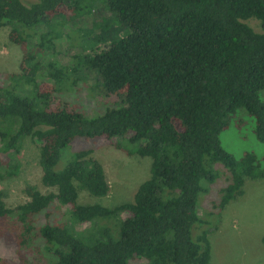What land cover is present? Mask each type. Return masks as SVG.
I'll return each mask as SVG.
<instances>
[{
    "label": "trees",
    "instance_id": "1",
    "mask_svg": "<svg viewBox=\"0 0 264 264\" xmlns=\"http://www.w3.org/2000/svg\"><path fill=\"white\" fill-rule=\"evenodd\" d=\"M98 3L113 16L85 32L107 46H79L71 66H47L52 83L36 82L39 58L54 49L60 27L92 14ZM251 17L262 31L244 21ZM39 24L47 30L30 45ZM4 26L23 59L21 74L0 72V180L20 174L13 153L32 137L41 142L40 184L47 190L27 183V199L16 205L0 191V245L8 253L0 264H210L209 231L191 238L193 225L202 222V183L215 177L210 166L220 162L230 173L216 205L220 213L244 194L246 179L264 178V156L246 151L236 159L220 143L233 119L241 126L242 109L264 143V0H0ZM81 67L99 76L95 90L101 86L119 98L97 116L58 95ZM8 78L20 82L4 83ZM77 138L93 144L56 170ZM106 142L150 157V177L132 201L81 203L82 191L105 197L111 190L94 156ZM82 223L93 228L78 229Z\"/></svg>",
    "mask_w": 264,
    "mask_h": 264
},
{
    "label": "rangeland",
    "instance_id": "2",
    "mask_svg": "<svg viewBox=\"0 0 264 264\" xmlns=\"http://www.w3.org/2000/svg\"><path fill=\"white\" fill-rule=\"evenodd\" d=\"M22 1L27 4L31 2V0ZM112 16V12L103 3H98L92 14L80 15L63 24L60 27L62 34L55 40L54 49L47 50L39 58L41 66L35 75L36 82L52 83L47 75V66L51 62L71 66L74 61L73 56L82 51L79 46L83 48L86 45L97 46L95 39L85 30L92 27L93 21ZM244 21L256 31H262L261 23L257 18L251 17ZM10 30V26L0 28V72L19 75L22 73L23 53L20 46L9 39ZM46 30L44 24H39L36 27L37 35L30 45H33L38 40V35ZM122 32L125 33L123 30ZM106 46V43L100 42L97 47L103 49ZM72 75L69 77L70 81H67L68 85L65 84L58 95L76 103L87 116L102 114L108 105H114V102L119 101L117 96L108 95L101 86L95 90L99 76L94 70L81 67ZM74 77H77L78 81L71 85ZM3 81L4 83L20 82L19 79L15 81L10 78ZM16 85V90H19L17 83ZM25 87L30 89L33 83L28 82ZM240 112L241 115H237V118L241 120V126H238L233 119L220 134L221 145L236 159L246 151L264 156V143L260 142L254 133V120L244 109ZM92 144L91 140L85 138L75 139L64 148L55 167L56 170H62L75 152L91 147ZM40 146V141L25 137L19 144L18 151L13 153L14 160L21 165V172L16 177L0 180V191L4 192L9 204L16 205L27 199L24 192L27 183L37 184L43 191L47 190L40 184L42 173L39 164ZM94 156L102 162L111 190L105 197L91 196L82 191L79 199L81 203L115 206L132 201L139 185L150 177V157L129 155L109 142L96 150ZM210 167L215 177L211 181L204 180L202 183L204 189L200 192L197 202V210L202 222L196 223L191 228L192 240L197 241L202 231H209L208 236L212 246L210 264H264V178L246 179L244 194L237 200L230 201L220 213L216 205L222 198L224 188L230 183V173L220 162L213 163ZM102 222L105 227L114 230L113 236L116 238L117 232L115 233L113 222L107 219ZM77 228L88 229L93 228V225L82 223L78 224ZM7 254L5 248L0 245V256ZM11 256L14 260H19L17 254ZM133 264H146V261L140 259Z\"/></svg>",
    "mask_w": 264,
    "mask_h": 264
}]
</instances>
